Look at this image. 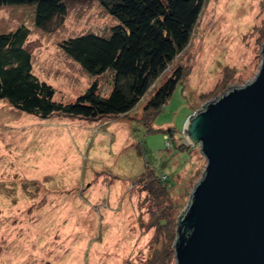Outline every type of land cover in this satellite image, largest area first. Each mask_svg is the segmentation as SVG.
Returning <instances> with one entry per match:
<instances>
[{
    "label": "rangeland",
    "instance_id": "obj_1",
    "mask_svg": "<svg viewBox=\"0 0 264 264\" xmlns=\"http://www.w3.org/2000/svg\"><path fill=\"white\" fill-rule=\"evenodd\" d=\"M65 3L48 30L35 26L33 6H3L0 31L29 30L32 71L55 100L73 102L93 81L105 94L111 74H87L60 43L107 34L117 21L96 0ZM263 44L264 0H205L187 46L125 114L39 119L1 101L0 264H152L173 245L158 218L177 223L205 168L199 146L184 143L186 119L253 80ZM178 67L184 76L167 102L145 112Z\"/></svg>",
    "mask_w": 264,
    "mask_h": 264
},
{
    "label": "trees",
    "instance_id": "obj_2",
    "mask_svg": "<svg viewBox=\"0 0 264 264\" xmlns=\"http://www.w3.org/2000/svg\"><path fill=\"white\" fill-rule=\"evenodd\" d=\"M66 0H0L10 5L34 7V24L48 30L67 13ZM117 23L106 34L84 33L60 43L65 55L91 76L109 72L111 86L101 93L93 81L73 102L57 101L54 87L32 71L31 54L25 46L29 30L20 26L0 31V102L13 109L47 119L53 115L81 119L119 116L133 109L147 94L172 60L189 43L205 0H96ZM182 67L150 95L143 110L155 112L172 95L182 80ZM144 173L140 179H144ZM159 184V179H157ZM161 181V180H160ZM170 182V179L165 180ZM162 182V181H161ZM160 187H164L161 186ZM163 189V188H162ZM174 225L165 216L158 218V231L175 238ZM164 227V232L161 228ZM157 231V233H159ZM166 232V233H165ZM173 245L151 258L152 264H171ZM162 256V257H161Z\"/></svg>",
    "mask_w": 264,
    "mask_h": 264
},
{
    "label": "water",
    "instance_id": "obj_3",
    "mask_svg": "<svg viewBox=\"0 0 264 264\" xmlns=\"http://www.w3.org/2000/svg\"><path fill=\"white\" fill-rule=\"evenodd\" d=\"M259 72L186 119L205 168L178 217L172 264H264V44Z\"/></svg>",
    "mask_w": 264,
    "mask_h": 264
}]
</instances>
